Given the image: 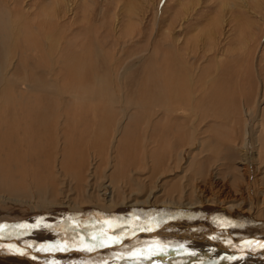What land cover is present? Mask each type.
<instances>
[{
	"label": "rangeland",
	"instance_id": "rangeland-1",
	"mask_svg": "<svg viewBox=\"0 0 264 264\" xmlns=\"http://www.w3.org/2000/svg\"><path fill=\"white\" fill-rule=\"evenodd\" d=\"M4 9L13 15L12 38L47 20L60 49L84 48L81 57L92 65L87 86L104 100L103 112L99 101L95 108L110 123L95 127L86 112L93 100H86L85 113L77 109L70 131L63 128L69 139L60 118L54 146L34 147L24 159L18 147L0 146V166L20 161L43 177L28 183L40 191L35 200L57 201L65 189L74 203H89L90 193V203L101 205L99 184L114 190L126 177L137 190V181L155 186L156 202L182 192L194 201L203 191L219 201L229 191L231 198L253 195L264 213V0H0ZM35 34L36 43L46 36ZM17 64L14 57L8 67L12 80L22 77ZM188 78L183 112L164 113L162 94L173 95ZM7 152L16 163L3 158ZM0 195L15 198L4 189ZM2 201L1 212H19L15 201ZM37 218H27L36 220L33 230L47 225Z\"/></svg>",
	"mask_w": 264,
	"mask_h": 264
},
{
	"label": "bare ground",
	"instance_id": "bare-ground-1",
	"mask_svg": "<svg viewBox=\"0 0 264 264\" xmlns=\"http://www.w3.org/2000/svg\"><path fill=\"white\" fill-rule=\"evenodd\" d=\"M4 11L0 13L1 148L12 144L24 159L34 147L54 146L55 134L61 130L69 139L70 132L65 130L72 128L71 117L76 118L77 109L85 113L86 100H93L86 110L92 114L93 125L107 130L109 117L99 116L95 108L99 101L103 112L104 100H98L94 88L87 86L85 75L92 65L81 57L84 48L76 42L60 49L44 27L47 20L32 29L24 27L20 36L12 38L13 15ZM42 30L46 36L36 43L35 33ZM14 57L18 64L13 69L22 75L19 80L10 79L7 72ZM56 68L64 72L59 74ZM38 72L42 76L37 77ZM189 80H181L173 95L162 94L164 113L183 112L180 104L188 97L183 93ZM65 88L70 103L62 98ZM39 134L43 139L34 140ZM148 155L145 152L143 157ZM5 157L17 162L15 154L7 152ZM41 180L20 161L0 168V190L15 196L0 195V199L15 201L19 208L14 213L0 210V264H264V213H257L251 194L231 198L226 191L218 201L203 191L191 201L182 192L177 198L156 202L152 199L155 186L147 189L137 181L142 187L137 190L125 177L114 190L105 181L99 184L101 205L90 203L95 201L90 193L89 203L82 205L71 201L65 189L57 192V201L35 200L40 191L34 194L27 186L29 182L40 185ZM34 215L47 225L33 230Z\"/></svg>",
	"mask_w": 264,
	"mask_h": 264
}]
</instances>
